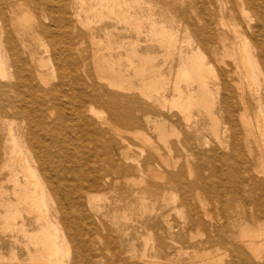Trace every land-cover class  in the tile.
Instances as JSON below:
<instances>
[{
	"label": "bare ground",
	"instance_id": "obj_1",
	"mask_svg": "<svg viewBox=\"0 0 264 264\" xmlns=\"http://www.w3.org/2000/svg\"><path fill=\"white\" fill-rule=\"evenodd\" d=\"M152 1L160 11L168 14L169 18L160 15L159 20H154L151 16L145 15L152 10V5L146 3L145 8L144 0H0V144L3 143L5 148L6 145L8 146L3 154L5 161L2 166L9 168L8 177L9 180H13L11 193L15 206L36 219L39 225L38 233L29 235L30 232L25 230L22 215L11 210L4 211L2 218L0 215V221L5 232H18L25 238L29 237L30 240L34 237V241L29 242L34 243L35 248L36 245L40 247L35 249V252L32 251L37 258L34 256L32 259L35 260L32 261L29 258L32 262L30 264H65L64 258L66 259L69 253L68 249H64L60 235L48 229L53 228L51 223L55 222L54 218H56L48 212V207L52 205L50 195L56 198L57 211L60 220L64 222L67 220L66 216L70 209H77V214L82 217L84 201L89 200L88 197L83 200L85 195L114 180L109 173L104 172L102 175H94L90 180H83L86 183L83 182L84 185H81V174L77 175V172L76 175H71L64 166L65 162L77 156V154L72 156L68 152L71 143L86 142L98 148L100 147L98 141L101 138L108 140L107 132L113 125L99 116L96 107L110 103L111 100L120 101L125 98L124 92H137L150 102H154L156 96V103L164 108L167 99L161 98V91H164L167 82L159 79L158 72H155L152 67V62L156 58L147 53V49L144 48L145 43H148L150 47L157 44L159 48H165L166 54L170 57L177 52L181 62V66L177 68L172 78V97L167 102L170 111L172 109L179 111L184 117L186 128L189 129L190 125H193L189 124L191 118H194L190 112H193V108L202 107L204 112L202 114L209 119V130L217 144L231 150L232 156L238 161L233 173L221 179L220 191L209 190L207 185L202 188L203 192L200 190L203 198L199 196L201 194L198 195L199 191L195 194L196 196L193 194L194 197H191V194H185L181 199L178 197L179 207H190L189 213L185 217L180 215L179 224L167 226L166 236H160L157 246L163 248L167 241L173 244L174 238L183 234L185 230L203 225V220L207 216L204 207L211 202L210 200L220 202L222 207L235 202L236 207L240 208L244 215V223L253 222L259 226L254 228L244 224L240 228L238 240L235 239L238 245L232 247L229 252L231 257L241 260H236L237 262L230 260L227 264H264V166H262L264 163V0ZM27 6L35 9V16L26 12V16H23V18L26 17L24 22L17 15L22 7ZM20 22L21 24L27 22L28 25L22 26ZM147 22L148 28L145 27ZM169 22L172 26H166ZM180 26H183L184 35L187 36L183 41L177 39ZM111 27L115 28L117 33L115 34L122 40L116 47L112 38L113 33L108 30ZM120 27L122 28L119 29ZM122 31L128 33L127 36L122 38L120 35ZM101 33L104 35L98 36ZM189 34L192 38L188 37ZM226 34L233 36V42H230L228 47L223 45L219 48L213 43L214 37H226ZM142 35L146 36L143 42ZM85 37L89 38L91 46L100 48L99 54L104 51V55L98 58L90 57L87 60V57L82 55ZM193 38L213 55H216L220 49L223 51L235 49V54L231 55L235 58V67L216 76L213 70L211 71L206 64L202 63L200 66L203 68V75H200L197 57L192 53ZM44 39L47 40V44ZM126 39L130 42L127 43ZM121 51L122 53H119ZM96 53L93 52L92 55ZM188 55L191 56L188 57ZM45 56L48 62L51 57L55 60L53 68L46 65ZM130 73L132 75H129ZM205 78L218 80V82L211 89ZM133 80L137 82L133 84ZM181 83L185 84L186 91L181 89ZM102 84L109 89L107 96L103 95ZM193 86L195 88L192 90ZM216 97H219L217 105L220 107L221 125L215 119L216 113H214L215 116L213 115ZM111 112L114 114L116 111L111 110ZM144 118L149 128L157 133L159 141L166 145L167 133L164 130L166 122L152 124L148 117ZM159 119L162 120V118ZM219 126L223 128V132L220 130L218 133ZM142 132L136 130L134 134L142 141H150V138H146L147 136ZM78 133H81L82 137ZM152 142L154 143L153 140ZM253 146H256L258 152L255 159L257 166L252 165ZM83 147L87 148L84 143ZM158 147L152 148L157 155H159ZM138 150L140 157L145 156V161L139 164L136 160V170L144 175L153 173L157 176L162 175L159 177H166L170 185L174 186L172 179L174 175L171 173L159 172L161 168L158 166L156 171L145 169L144 166L149 165V157L145 155L144 150ZM85 151L87 153V150ZM26 152H32L35 155L30 157ZM245 152L251 158L249 161L246 160ZM232 156L220 154L215 157L212 152H209L207 162L212 167V164L216 166L229 159L233 160ZM123 157L126 158L124 154ZM161 163L167 164L165 160H161ZM220 168L216 166L215 172L221 171ZM116 169L117 179L120 180L130 173V168L123 164ZM17 174H20L21 178ZM158 189H161L160 185L148 183L135 194L140 197V204L144 205L145 197L156 195L155 190ZM175 194L172 195L173 202L177 203L178 195ZM70 200L71 205L68 204ZM82 200L84 205L81 203ZM192 200L195 203L193 204L195 209L198 208V211H201L198 212L199 214H202V211L206 212L200 214L201 216L197 214L199 217L192 215ZM2 201H4L3 197ZM143 209L147 210V208ZM152 210L151 213L154 212ZM84 214L87 216L86 212ZM237 218L242 220L239 216ZM18 219H20L19 223ZM91 226H94V223ZM78 227L81 229L80 226ZM160 227L157 226L156 230H160ZM221 228V225L217 229L212 228L205 240L198 245L211 247L213 244L222 246L225 243L229 244L227 238L217 237ZM81 254L84 253H80V249L76 247L71 264H80L83 258ZM10 255L13 257V253ZM1 262L2 264H15L14 262L19 264L16 260L13 263L11 260H9L10 263H5L3 260ZM155 263L152 261L151 264Z\"/></svg>",
	"mask_w": 264,
	"mask_h": 264
},
{
	"label": "rangeland",
	"instance_id": "obj_2",
	"mask_svg": "<svg viewBox=\"0 0 264 264\" xmlns=\"http://www.w3.org/2000/svg\"><path fill=\"white\" fill-rule=\"evenodd\" d=\"M144 2H145L144 5L145 8L147 7L146 3H150L152 5V10L148 13L146 12L145 15L151 16L154 20L157 19L159 20L158 17L160 15H164L166 18H169L168 14L164 13L163 11H160L152 0H144ZM26 12H29L28 14L35 16V9L32 6H27V7H22V9L18 12L17 15L18 18L24 21L26 17L23 18V16L24 15L26 16ZM24 22L22 24L20 22V24L22 26L23 25L27 26L28 23L27 22L24 23ZM148 26L149 23L148 22L145 23V27L148 28ZM166 26H172V25L169 22L166 24ZM121 28L122 27H120L119 29ZM114 29L115 28L111 27L108 30H110L113 33L112 38L116 44L114 45V47H116L120 42H122V40L118 38L119 36L116 35L117 33ZM127 34L128 33L122 31L120 35L123 38L127 36ZM103 35L104 34L101 33L98 36L102 37ZM186 37L187 36H185L183 32V26H180V32L177 39L179 41H183L185 40ZM188 37H191V35L189 34ZM117 38L119 42L117 41ZM232 39L233 36L231 34H226V37L216 36L214 37L213 43L217 44L219 48H221L223 45L228 47L230 45V42H233ZM141 40L142 42L145 41L146 36L142 35ZM46 41L47 40L44 39V42ZM125 41L127 43L130 42L129 39H126ZM191 41L193 47L192 53H194L195 56L197 57V64L199 67L197 68H198V73L200 75H203V68L200 66V64L202 63L206 64L211 71L213 70L212 72L216 76H219L224 72L231 70L233 69V67H235L234 64L235 58L231 57V55L235 54V49L233 50L227 49V51H223L222 49H220L216 55H213L207 50V48L199 44V42H197L196 39L193 38ZM144 48L147 49V53H149L151 56L156 58V60L152 62V67H154L155 72H158L160 76L159 79H164L167 82L164 91H161L162 93L161 98L164 97L165 100L167 99L164 103V108L160 107L159 104L156 103V96L154 97L155 101L150 102L137 92H126V93L124 92L123 96L125 98L120 99V101L115 102L111 100L109 101L110 103L100 104L98 108L96 107L99 116L109 121L116 128L112 126L110 127V130H108V132L106 131L107 135L109 133V135L107 136L109 138L107 141L101 138L98 141L100 144V147L98 148H95V146L89 143L87 144L86 142L83 143L84 145H86L87 148L83 147V143H79V142L71 143L70 151L68 152L72 156L73 154H77V156L72 157V159H69L67 162H65L64 166L66 167L65 169L67 172H71V175L74 174L76 175L77 172H78L77 175L81 174V178H82L81 185H84V183H86V181L83 180H87V179L90 180L94 175H98V174L102 175L104 174V172L109 173L114 180L110 184L105 183V185L101 186L98 190L96 189L97 191L91 190L90 194L85 195L86 197H84L83 200H85L87 197L89 200L87 201L86 199V202L84 201L85 205L83 204V200L81 201L82 205H84L83 206L84 211L82 208L83 211L82 217L81 215L77 214L76 208H75L76 210L70 209L71 211L69 210V212L71 213L69 212L67 213L66 216L67 220L64 222L60 220V215L57 211L58 205H56L57 204L56 198L53 195H50L52 205L48 207L49 209L48 212L50 214H53L56 218H54L55 222L52 221L53 223H51L53 225L52 226L53 228H48V229L52 233L54 232L58 233L60 235L59 237L61 238L63 246L65 247L64 249L66 250L68 249L67 252L69 253H67L65 250V252L67 253L66 259L64 258L65 264L72 263V260L75 255L76 247L80 249V253H84L80 255L81 257H83L81 258L80 264H88V263L94 264L92 263L94 261L96 262L95 264H117V262L118 264H151L152 261L153 263L156 262L158 264L160 262L162 264H192V263L193 264H198V263L227 264L229 263L230 260L232 261L241 260L239 258L234 259V257H231L229 252V250H231L232 247L238 245L237 240L239 237L238 234L240 228L244 226V224H249L251 227L254 228H258L259 225L253 222L244 223L245 220L244 215L240 210V208L236 207L235 202H232L222 207L220 202L210 200L211 202H209V204H206L207 206L204 205L205 206L204 209L207 211V213L205 214H207V216L205 219L203 218L204 219L203 225L189 228L187 229V231L185 230L186 232L185 231L184 232L186 234L183 232V234L174 238L176 243L174 242L172 244L171 242L167 241L163 248H159L157 246L158 245L157 241L160 238V236H166L165 230L167 226L179 224L181 217H185L189 213L190 207H183V206L179 207L178 197H180L181 199V197L184 196L185 194L186 195L191 194V197H194L196 196L195 194H197L198 191L200 192L201 190V192H203L202 188L207 187V185L209 190L213 189L214 192L220 191L222 189L220 187L221 179H223L225 175L233 173L234 167L238 165V161L235 159L234 156H232L231 150H228L227 147H221L217 144L216 139H214L213 135L210 133L209 130V119H207V117L204 116L205 114H202L204 113L202 107L195 108L197 110L193 108L192 109L193 112L192 111H191L192 113L190 112V114L192 115V117L194 116V118H191V122L189 124L192 123L194 126L190 125L189 129L186 128L184 117L179 111H177L176 109H172L170 111L167 102H169L171 100L170 98L172 97L171 96L172 95L171 86H173L172 78H174V75L176 74L175 71L178 70L177 68L181 66V62L178 59L179 57L177 52L173 53V55H171L170 57L169 55L166 54L167 50L165 51V48L163 49L159 48L157 44H154L152 47H150L148 43H145ZM99 49L100 48L91 46L89 42V38L85 37V43L82 48V55L87 57V60H89L90 57L98 58L99 56L104 55L105 53L104 51H102V53L99 54L100 53L98 52ZM93 52H97V53L92 55ZM119 53H122V51ZM189 56L191 55H188V57ZM46 57L47 56H45V62L47 61ZM184 57L186 58L187 55ZM47 62L46 65H48L49 68H53L55 66V60L52 59V57L50 58L48 64ZM170 66L171 69H169ZM129 75H132V73H130ZM162 76L163 77L166 76V77L161 78ZM205 79L206 82L208 83V86L211 89L214 88V84L218 82V80H213L208 78ZM53 82L55 83V81ZM135 82L137 81L135 80L132 81L133 84ZM181 85H180L181 89L183 88L182 90L186 91L184 87L185 84L181 83ZM195 87L193 86L192 90ZM102 92L103 95L105 96L109 94V89L105 84H102ZM218 102H219V97H216L214 101L213 115L215 116L214 113H216L217 117L215 116V119L219 123V125H221L220 123L221 121H219L221 120V112L219 111L220 107L217 105ZM216 106H218L219 109H216L218 108ZM111 110L116 112L113 114ZM123 114L126 115L123 116ZM144 117H148L149 122L150 123L152 122V124L153 122L154 123L166 122L164 123V130L167 133L166 145L161 141H159L157 133L154 132L151 128H149V126L144 122L145 119ZM159 118H162V120ZM193 119H195L196 121ZM195 122H197V124ZM135 129L137 131L139 130L143 131L142 134L147 136L146 138L148 139L150 138V141L148 140L149 143L147 145H145V143H147L148 141L147 142L142 141V139H139L137 138V136H135L136 135L134 134L136 132ZM220 130L221 132H223V128L221 126H219L218 133H220ZM2 133L4 134V132ZM78 135L82 137L81 133H78ZM152 140L154 141V143L152 142ZM150 142L153 145L150 144ZM154 146L156 148L157 146H159L158 148H159L160 156L157 155L154 151H152V148H155ZM7 148H8L7 145L5 148L3 143L0 144V215L2 218L5 212H8L10 210L11 212H15L17 214L22 215V219L26 228L25 230L28 233L30 232L29 235H32L34 233H38L39 225L37 224V221L34 217L28 216L25 210H19L15 206V202H14L15 200L11 193L12 192L11 185L13 184V180L12 179L9 180L8 177L10 173L9 168L2 166L5 161V157L3 156V154L7 151ZM252 148H253L252 165L257 166V162H255L258 153L257 148L256 146H253ZM138 149L144 150L145 155L149 157V163H148L149 165H145L144 168L145 169L149 168L156 171L157 169L156 167L158 166L161 168L159 172L167 171L168 173H171L172 175H174L172 176L174 186L170 185L171 183L168 182L166 177L164 178L159 177L162 175L157 176L155 173L144 175L143 173L138 172L136 170V165H137L135 163L136 160H138L139 164H142L143 161H145L144 159L145 156L144 157L139 156L140 152H138L139 151ZM85 150H87V153ZM209 152H212L213 156L215 157H218V155L220 154L230 155L232 156L231 158H233V160L229 159L225 163L217 164L216 165L217 167L218 166L221 167L220 168L221 171L216 173L215 172V170H217L216 166H213L212 164L211 167L210 164H208L207 162ZM26 153L27 156L30 157H34L35 155V154L33 155L32 152H26ZM84 153L88 155L87 158H86L87 155L84 156L85 155ZM123 154L126 156V158L123 157ZM245 155H246V160L249 161L251 158L248 157V154L246 152ZM89 156L91 157V159ZM109 157L111 159H109ZM123 159H124V163H122ZM90 160L91 162H89ZM161 160H165L167 164H162ZM121 164L129 167L130 173H128L126 177H123L120 180L117 179L118 174L116 173L117 172L116 167L120 166ZM239 165L240 167L242 166L240 163ZM262 166H264V163L262 164ZM19 176L20 174L18 175V177ZM260 176L261 178H263L262 175ZM177 180H179L178 183ZM175 181L178 185H176ZM148 183L160 185L161 189L155 190L156 195L151 197L148 196L145 197L146 204H144L145 205L144 206L140 204V200H139L140 197L135 193L136 191L141 190L143 186H145V184ZM163 190L165 192H163ZM195 190L197 192H195ZM1 191H3V193ZM201 192L198 193V195L201 194L199 196L203 198L202 197L203 194ZM172 193L173 194L177 193L175 194L178 195L176 196L177 203L173 202ZM2 197L4 201H2ZM11 197H13V199ZM88 202L91 203L89 204ZM193 202L194 201L192 200V207H191L192 215L195 214V216L199 217L203 214V212H206V211H202V214L200 213L201 214L200 215L198 212L201 211L200 210L198 211V208H196L197 210L195 209V207L193 206V204L195 203ZM68 204L71 205V200L68 201ZM7 205H9L10 207ZM86 205L89 206L86 207ZM176 206L178 208H176ZM143 208H147V210ZM2 209L4 210L2 211ZM151 210L152 212L153 211L154 212L151 213L150 212ZM85 212L87 213V216L86 214H84ZM180 215L183 216L180 217ZM208 216L210 217L208 218ZM238 216L241 217L242 220L238 219L237 218ZM17 222L19 223L20 219H18ZM92 222L94 223V226H91L93 225ZM156 225L161 226L160 230H156L157 227ZM220 225L222 226V228L219 229L217 237L221 239L227 238L229 244L223 243L224 244L223 246L221 244L220 245L213 244L211 245V247L198 245V243L205 240V238L211 232L212 228L217 229ZM0 226H1L0 227V263L2 264L1 260H3V262L5 263H10L9 260H11L12 263L16 260L17 263L19 264L32 263L30 261L35 260L32 258H34V256H36L37 258V255L34 253L35 249L40 247L36 245L35 248V246L33 247L34 243L31 244V242H29V241H34V237H32V239L30 240L28 239L29 237L25 238L21 233L18 232L16 233L14 232L10 233L9 231L5 232V230L3 229L4 227H2L3 225L1 221H0ZM78 226H80L82 230ZM54 227L57 231L54 229ZM80 232L82 233V235ZM86 233H87V238H86ZM13 234L17 237H15ZM190 237L193 239H191ZM236 238L237 240H235ZM89 240L95 242L94 243L92 242L93 243L92 244L90 243ZM31 246L33 249L32 248L30 249ZM83 248L85 249V251ZM27 251L29 252L27 253ZM10 253H13V257H11ZM29 253L30 256H28ZM59 257L60 259H63L61 256ZM201 258L202 259L204 258L203 260L205 263L202 261ZM212 258L214 260H212ZM148 259L151 260V263H149L150 260ZM14 263L16 264V262Z\"/></svg>",
	"mask_w": 264,
	"mask_h": 264
}]
</instances>
